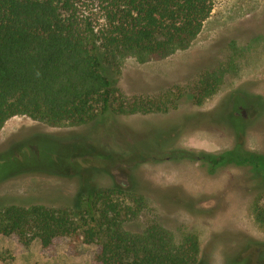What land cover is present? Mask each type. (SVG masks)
Listing matches in <instances>:
<instances>
[{
    "label": "trees",
    "instance_id": "trees-1",
    "mask_svg": "<svg viewBox=\"0 0 264 264\" xmlns=\"http://www.w3.org/2000/svg\"><path fill=\"white\" fill-rule=\"evenodd\" d=\"M212 8V0H0V129L14 115L87 130L102 114L150 111L138 100L117 101L113 69L127 56L143 63L186 49ZM226 71L205 70L191 97L200 102L211 95ZM260 96L237 89L220 102L227 119L218 128L232 136L225 151L196 153L174 143L164 147L160 138L151 152L140 145L123 148L130 164L125 186L115 184L92 148L69 134L21 140L25 149L18 155L3 148L0 183L21 175L60 177L74 180L76 192L84 195L79 208L0 203V234H13L22 247L38 239L42 254H51L64 238L72 245L94 244L92 264H207L197 235L172 232L137 184L135 171L148 159L198 160L209 174L226 166L247 169L250 187L258 192L254 219L264 225V161L245 145L251 119L244 116L247 108L256 109ZM101 179L109 182L101 185ZM159 191L153 196L162 212L213 210L197 207L196 198L181 186ZM134 222L137 228L129 226ZM242 242L239 238L222 251L223 264H242ZM253 264H264V248L258 247Z\"/></svg>",
    "mask_w": 264,
    "mask_h": 264
},
{
    "label": "rangeland",
    "instance_id": "rangeland-1",
    "mask_svg": "<svg viewBox=\"0 0 264 264\" xmlns=\"http://www.w3.org/2000/svg\"><path fill=\"white\" fill-rule=\"evenodd\" d=\"M212 1L209 17L186 49L143 63L127 56L113 69L117 101L138 100L150 111L102 114L89 123L87 130L82 125H52L29 115H14L0 129V151L5 148L18 155L25 149L23 140L42 139L45 133L69 134L92 148L115 184L125 186L130 164L122 149L127 146L140 145L151 152L160 138L164 147L174 143L196 153H219L231 147L230 133L218 128L225 127L227 119L224 106L219 104L238 89L261 95L256 109L251 106L244 112L251 119L245 145L264 161V0ZM220 68L227 71L216 90L200 102L194 100L189 92L196 89L198 77L205 70ZM77 161L81 162L79 158ZM135 178L175 235L183 230L197 235L207 264H223L222 251L230 250L239 238H243L240 245L246 251L238 257L242 264H253L258 247L264 248V225L256 222L253 214L258 192L250 187L247 169L226 166L209 174L198 160L148 159L136 169ZM107 182L100 180L101 185ZM169 185L181 186L194 196L197 207L213 210L198 215L183 210L162 212L155 206L153 193ZM76 190L72 179L21 175L0 183V203L72 204L79 208L84 194ZM129 226L137 228L138 223ZM16 241L13 234H0V264H92V254L97 250L94 244L72 245L64 238L54 245L51 254H42L38 239L26 247Z\"/></svg>",
    "mask_w": 264,
    "mask_h": 264
}]
</instances>
